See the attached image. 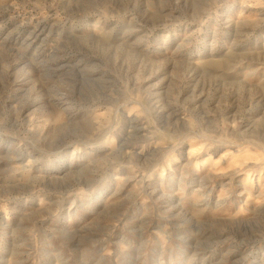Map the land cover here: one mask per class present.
<instances>
[{
	"label": "rangeland",
	"instance_id": "obj_1",
	"mask_svg": "<svg viewBox=\"0 0 264 264\" xmlns=\"http://www.w3.org/2000/svg\"><path fill=\"white\" fill-rule=\"evenodd\" d=\"M0 264H264V0H0Z\"/></svg>",
	"mask_w": 264,
	"mask_h": 264
}]
</instances>
